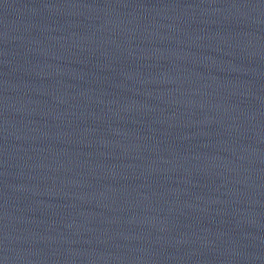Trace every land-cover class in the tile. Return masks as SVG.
<instances>
[{
    "label": "water",
    "instance_id": "obj_1",
    "mask_svg": "<svg viewBox=\"0 0 264 264\" xmlns=\"http://www.w3.org/2000/svg\"><path fill=\"white\" fill-rule=\"evenodd\" d=\"M0 264H264V108L0 103Z\"/></svg>",
    "mask_w": 264,
    "mask_h": 264
}]
</instances>
